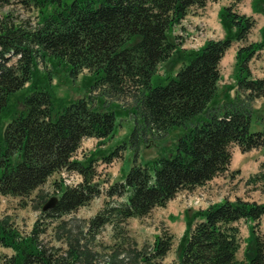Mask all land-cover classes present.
<instances>
[{
    "label": "trees",
    "instance_id": "trees-1",
    "mask_svg": "<svg viewBox=\"0 0 264 264\" xmlns=\"http://www.w3.org/2000/svg\"><path fill=\"white\" fill-rule=\"evenodd\" d=\"M211 0H0V8L14 3L37 13L35 26L18 23L12 12L0 15V194L30 197L50 177L63 170L78 172L83 181L65 186L52 204L50 216L70 214L99 197L103 188L94 159L74 157L85 138L104 141L114 135L117 111L105 100L94 103L91 92L119 100L132 98L135 129L131 141L185 127L175 154L154 159L151 165L138 162V153L124 181L106 191L108 197L124 198L106 206L92 220L99 230L131 218H144L157 207H165L180 191L205 186L229 171L230 146L243 152L264 146V133L252 132L250 104L264 100V77L253 76L250 63L264 52V26L259 42L247 43L256 20L238 13L243 0H231L220 11L226 31L222 40H209L199 50H186L171 39L192 8L204 9ZM264 0H253L261 12ZM236 53V95L220 108L215 101L220 65L233 43ZM14 64H10L12 58ZM53 70L43 72L41 61ZM180 67L175 75L160 79V65ZM68 66L76 77L87 70L93 80L90 94L56 113L53 72ZM154 79L153 82V78ZM166 81V83H163ZM53 88V87H52ZM21 95L23 108L13 113L14 98ZM128 113H130L128 111ZM203 114V119H198ZM10 117V120L7 119ZM148 137V138H147ZM104 157L111 162L120 151ZM249 183L264 188V163ZM241 221L251 222L252 257L239 260ZM118 222V225L117 223ZM264 222V203L237 197L193 212L182 238L180 258L174 264H264V236L256 227ZM38 228L22 238L6 222H0V243L15 255L8 264H59L38 246ZM174 236L165 232L154 242L152 259L162 260L173 246ZM151 258L145 256L143 262Z\"/></svg>",
    "mask_w": 264,
    "mask_h": 264
},
{
    "label": "rangeland",
    "instance_id": "rangeland-1",
    "mask_svg": "<svg viewBox=\"0 0 264 264\" xmlns=\"http://www.w3.org/2000/svg\"><path fill=\"white\" fill-rule=\"evenodd\" d=\"M250 1L238 5L235 10L240 14L251 13ZM229 0H211L204 9L192 8L189 15L171 34V39L186 50H199L209 40H222L226 31L220 20V11L230 5ZM261 12H254L258 17V25L253 28L247 43L259 42L262 39L259 21L264 20ZM247 10V12H246ZM12 12L18 23L27 22L31 26L37 23V13L23 9L22 5L14 3L0 8V15ZM246 12V13H244ZM252 12V13H253ZM255 18V17H254ZM256 19V18H255ZM264 26V25H263ZM243 43L235 41L226 52L221 65V80L219 81L218 94L211 107L220 108L227 101L234 99L236 95V53ZM16 58H12L10 64H14ZM64 64V63H63ZM60 66L53 72L52 87L44 84L51 90L54 96L55 111H61L64 106L79 98L90 94V85L93 80L87 77L90 73L85 70L74 77L68 66ZM178 66L171 62L160 65L158 77L166 78L175 75ZM254 77H264V52H261L250 63ZM39 68L43 72L53 70L50 61H41ZM154 79L153 78V82ZM163 83H166L164 81ZM101 91L91 92L95 104L97 100L110 102L117 111V121L114 135L104 141L96 138H85L74 160L85 161L94 159L97 170V178L103 188L102 194L91 201L90 204L80 207L76 211L63 216L47 215L54 206L49 205L53 199L58 200L65 188L64 176L56 173L49 178L47 183L34 191L30 197L3 196L0 194V222H6L15 229L22 238H28L38 228L36 237L38 246L59 264H174L179 261L182 248V238L187 229V223L193 212L203 209L214 203L223 202L226 199L235 200L237 197L248 201L264 203V188L255 183H249V179L260 171L264 163V146L243 152L238 145L232 144V162L229 171L216 177L205 186L192 191H180L177 196L168 202L165 207L155 208L150 215L144 218H131L126 223L118 225L121 234L116 235L114 227L106 225L94 230L91 220L106 206L111 208L124 201L120 197H108L106 191L115 182L124 181L134 164L136 154L138 161L143 165H151L157 157L175 154L179 138L187 131L185 127H173L161 135H151L148 139L136 142L131 141V135L135 129L134 115L131 110L134 105L132 98L119 100L110 97H100ZM21 95L14 98L13 113H18L23 108ZM252 132L264 133V100L256 99L251 102ZM128 111L130 113H128ZM203 114L198 119H203ZM10 120V117L7 121ZM117 152L111 162H106L104 157ZM70 176H76V172H68ZM66 177L67 174L65 175ZM79 179V176H77ZM80 180L70 183L76 186ZM69 183V181L67 182ZM241 249L237 254L239 260L252 257L254 243L251 234V222L241 221ZM259 235L264 236V222L256 227ZM174 236L173 246L167 256L162 260L152 259L153 246L156 238L163 233ZM15 252L0 243V264H8ZM149 256L148 262L142 258Z\"/></svg>",
    "mask_w": 264,
    "mask_h": 264
},
{
    "label": "crops",
    "instance_id": "crops-1",
    "mask_svg": "<svg viewBox=\"0 0 264 264\" xmlns=\"http://www.w3.org/2000/svg\"><path fill=\"white\" fill-rule=\"evenodd\" d=\"M247 1H250L249 3H250V11H251V13H247V15L255 17L256 20H257V25H258V19H257L258 17L254 14V12L252 10V7H251L253 0H243V2L241 4H246ZM246 12H247V10H246ZM246 12H244V13H246ZM259 24H260V27L259 28H262L263 25H264V20H263V22L262 21H259Z\"/></svg>",
    "mask_w": 264,
    "mask_h": 264
},
{
    "label": "water",
    "instance_id": "water-1",
    "mask_svg": "<svg viewBox=\"0 0 264 264\" xmlns=\"http://www.w3.org/2000/svg\"><path fill=\"white\" fill-rule=\"evenodd\" d=\"M55 200V199H54ZM44 209H46V206L44 207Z\"/></svg>",
    "mask_w": 264,
    "mask_h": 264
}]
</instances>
